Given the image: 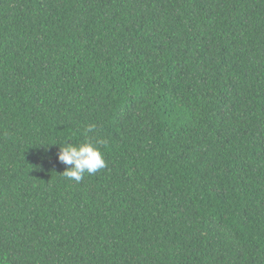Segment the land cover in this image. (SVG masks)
Segmentation results:
<instances>
[{
  "label": "trees",
  "instance_id": "1",
  "mask_svg": "<svg viewBox=\"0 0 264 264\" xmlns=\"http://www.w3.org/2000/svg\"><path fill=\"white\" fill-rule=\"evenodd\" d=\"M0 264H264V0H0Z\"/></svg>",
  "mask_w": 264,
  "mask_h": 264
},
{
  "label": "clouds",
  "instance_id": "2",
  "mask_svg": "<svg viewBox=\"0 0 264 264\" xmlns=\"http://www.w3.org/2000/svg\"><path fill=\"white\" fill-rule=\"evenodd\" d=\"M95 128V124L89 125L87 131L92 132ZM58 160L66 165L64 176L76 182L81 181L85 173L95 174L106 166L99 142L87 135L81 143L65 141L62 145L59 144Z\"/></svg>",
  "mask_w": 264,
  "mask_h": 264
}]
</instances>
